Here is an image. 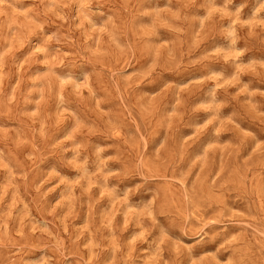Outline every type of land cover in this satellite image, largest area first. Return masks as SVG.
Here are the masks:
<instances>
[{
  "label": "clouds",
  "instance_id": "clouds-1",
  "mask_svg": "<svg viewBox=\"0 0 264 264\" xmlns=\"http://www.w3.org/2000/svg\"><path fill=\"white\" fill-rule=\"evenodd\" d=\"M0 264H264V0H0Z\"/></svg>",
  "mask_w": 264,
  "mask_h": 264
}]
</instances>
